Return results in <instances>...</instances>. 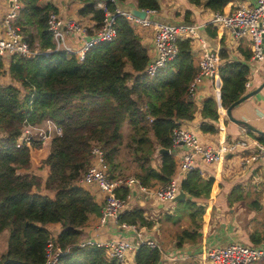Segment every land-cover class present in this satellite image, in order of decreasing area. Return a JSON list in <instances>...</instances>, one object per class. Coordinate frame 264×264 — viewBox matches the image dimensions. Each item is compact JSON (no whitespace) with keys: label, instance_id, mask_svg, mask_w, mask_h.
<instances>
[{"label":"trees","instance_id":"obj_1","mask_svg":"<svg viewBox=\"0 0 264 264\" xmlns=\"http://www.w3.org/2000/svg\"><path fill=\"white\" fill-rule=\"evenodd\" d=\"M21 1L17 25L31 47L47 51L53 47L48 13L56 7L42 4L43 0ZM76 1L84 5L80 15L91 16L98 28L106 12L117 7L111 0H106L105 8L99 6L101 0ZM188 1L223 13L235 9L232 0ZM137 2L142 9L161 8L160 0ZM116 31L114 40L89 49L83 61L64 50L10 60L9 75L22 88L0 84V236L8 234V248L0 264H45L50 224L61 225L57 242L64 253L59 264H119L109 258L104 247L79 245L83 227L100 215L102 208L81 183L95 143L105 150L112 177L131 173L144 186L154 187L168 183L175 174L172 130L182 121L194 120L196 114L195 99L189 94L197 73L192 40H179L177 57L155 77H149L145 69L152 57L134 25L118 16ZM217 53L221 64L211 78L217 96L205 99L201 111V131L212 134L217 131L215 123L226 122L224 111L246 95L251 71L248 63L222 64L228 58L225 48ZM4 67L0 59V74ZM47 119L62 127V136L16 145L25 124H41ZM161 148L171 153L160 154ZM123 149L128 150L134 167L120 160ZM156 156L160 157L157 167L153 165ZM200 180V170H193L181 188L199 197L206 190L200 187ZM117 194L126 199L129 189L120 187ZM191 207L194 228L177 236L180 245L200 235V207ZM118 220L139 228L153 225L142 208L127 207ZM252 241L260 243L254 235ZM160 259L158 248L142 244L135 264H159Z\"/></svg>","mask_w":264,"mask_h":264},{"label":"crops","instance_id":"obj_2","mask_svg":"<svg viewBox=\"0 0 264 264\" xmlns=\"http://www.w3.org/2000/svg\"><path fill=\"white\" fill-rule=\"evenodd\" d=\"M57 3L63 10V16L71 19L89 28V34H70L69 39L75 46L83 45L82 42L89 40L99 30L97 23L91 16H82L79 11L84 7L76 0H52ZM104 5L106 0H102ZM108 1V0H107ZM49 0H43L42 4H49ZM117 7L121 10L130 11L132 8H140L137 0H130L127 4L115 0ZM133 2V3H132ZM100 3V2H99ZM255 0H232L231 6L239 7L241 5L254 4ZM11 0H0V23L3 16L9 11ZM160 10L148 13V19L152 22L165 24H193L197 26V36L192 40V54L196 71L198 62L206 51L218 52L225 48L228 52V58L222 60L226 62L248 63L251 71L246 82L247 93L260 88L264 83V61L255 60L253 57L252 39L250 36L235 37L233 33L223 25L212 22L213 15L216 11L191 4L188 0H160ZM59 8V7H58ZM59 11V10H58ZM188 12H190L188 14ZM136 31L140 34L144 44L147 45L149 56H156L157 49L155 46V30L152 26L144 27L135 26ZM252 57H248L251 55ZM151 58V59H152ZM4 73L0 74V84L15 85L22 88L20 83L12 80L8 69L10 60H6ZM132 71L131 66L128 67ZM211 96H217V92L212 86L211 79H205L199 86L194 97L196 104V114L194 120H185L181 122L183 127L196 133L203 144L216 145L221 142L243 140L249 145L240 148L235 154L228 155L221 162L208 164L203 161L199 162L198 169L201 172L202 179L210 181L213 179V188H216L215 195L210 198L204 197V193L199 197L191 196L186 193V200L191 199L198 203L200 207L201 218L199 237L195 241H187L179 244L176 227L168 229L162 224L163 215L169 211L164 207L166 203H160L154 196L137 192V195L129 201V208H142L146 211L149 220L153 222L151 227L139 228L144 233L146 240L156 241L161 248V259L159 264H210L206 256V251L210 247L225 246L230 243H242L246 245H255L264 247V197L261 194L252 195L258 199L253 205V210L248 211L249 206L245 200L249 198L247 192L258 190V187H252L254 175L260 173L259 168L264 166L261 162H256L243 171L239 161L258 150V144L264 145V86L254 96L237 105L232 110V116L239 121L235 123L227 115V109L224 111V123H215L217 131L215 133H204L201 131V123L204 120L202 108L205 99ZM244 124V125H243ZM247 125V126H245ZM129 130V129H128ZM181 148H183L181 150ZM176 149V151H174ZM184 150V151H183ZM188 151L186 146L173 148V155L177 162L175 175L179 167V160L182 155ZM231 157V158H230ZM160 157L156 156L153 165L157 167ZM237 166H233L234 164ZM251 181V182H250ZM182 183V182H181ZM252 183V186H251ZM162 185L158 184L151 188H157ZM99 205L102 206L101 194L98 188H88ZM183 190V189H182ZM184 200V201H186ZM174 202V201H172ZM167 207H169L167 205ZM100 215L94 216L84 227L83 236L85 238L96 239L97 241H108L111 239H126L134 241L135 232L129 228H122L119 223L113 219H108L105 225L100 224ZM199 223V222H198ZM194 226V225H193ZM192 226V228H194ZM51 232H58L61 229L60 224H50L48 227ZM169 230V233H167ZM252 235L259 240V244L252 241ZM82 239V240H83ZM4 250L2 251L3 254ZM135 255L131 254L127 264H135ZM2 256V255H1ZM207 257V256H206ZM1 258V257H0Z\"/></svg>","mask_w":264,"mask_h":264},{"label":"built area","instance_id":"obj_3","mask_svg":"<svg viewBox=\"0 0 264 264\" xmlns=\"http://www.w3.org/2000/svg\"><path fill=\"white\" fill-rule=\"evenodd\" d=\"M56 8L48 13V29L52 34L53 47L47 51H40L25 40L21 28L17 25V19L22 9L21 0H11L9 11L3 16L0 23V59L11 60L12 57L31 58L38 54L50 55L58 51H66L75 55L80 61L85 59L86 52L96 45L112 41L117 36L116 18L126 17L133 25L152 26L155 30V46L157 54L147 64L145 73L149 77H155L160 70L173 61L178 53V42L182 39H192L197 36V26L193 24H165L152 22L148 19H141L130 11L121 10L116 7L114 12L107 11L99 31L85 40L83 45L75 46L69 39L70 34H89V28L71 19H66L59 11L57 3L49 0ZM105 1V0H104ZM110 1V0H109ZM114 1L115 0H111ZM116 3V2H115ZM105 8L103 1L99 3ZM117 6V4H116ZM154 12L155 10H147ZM214 24L223 25L229 29L235 37L250 36L252 39L253 57L255 60L264 61V0H255L254 4L241 5L230 12L216 11L213 15ZM221 64V58L215 51H206L198 62V70L195 79L189 87V94L195 97L198 86L205 80L211 79ZM63 135V129L52 119H47L41 124H25L22 134L19 136L16 145L29 144L31 141H44ZM171 138L173 147L186 146L185 152L179 160V167L175 177L160 187L151 188L144 186L135 176L112 177L110 165L107 161L105 150L95 143L90 152V165L84 173L81 183L88 188H98L101 194L102 208L100 224L105 225L108 219L119 223V217L128 207L133 197V190L154 196L160 203L174 201L181 191V177L189 172L198 169L200 161L208 164L221 162L228 155L235 154L240 148L247 147L248 142L233 140L221 142L216 145L203 144L195 132L182 125L172 130ZM256 162L264 164V145L258 144V150L243 157L240 161L241 167L248 168ZM120 187H127L129 194L123 199L117 194ZM124 229L131 228L135 232L134 241L126 239H111L108 241H97L92 238L83 239L79 245H97L104 247L110 259H115L119 264L129 262V254H136L142 244L161 250L159 244L154 240H146L144 233L137 225L119 224ZM51 231V230H50ZM58 233L51 232L46 247L45 264H59V259L64 250L57 242ZM208 260L214 264H264V247L246 245L242 243H230L225 246L210 247L206 251Z\"/></svg>","mask_w":264,"mask_h":264},{"label":"rangeland","instance_id":"obj_4","mask_svg":"<svg viewBox=\"0 0 264 264\" xmlns=\"http://www.w3.org/2000/svg\"><path fill=\"white\" fill-rule=\"evenodd\" d=\"M246 1V0H245ZM121 2H125V4H127L128 2H130V0H126V1H121ZM133 3V2H132ZM58 10L59 12H61L63 14V10L60 6H58ZM237 8V7H236ZM126 10H128L129 8H125ZM229 30V29H228ZM196 38V37H195ZM195 38H192V40H194ZM23 95H25V93L23 92ZM187 128V127H185ZM189 128V127H188ZM183 148H181L182 150ZM128 150L123 149L120 155V160H123V164L125 166H130V167H134L135 164L132 162V158L131 156L127 153ZM176 151V149L174 150ZM184 151V150H183ZM231 158V157H230ZM241 161V160H240ZM240 161H239V165H240ZM233 166H237V164L235 163ZM241 166V165H240ZM243 171L246 170V168L244 169L242 167ZM260 173L258 175H254L253 176V186L251 183L252 187H258V190L255 191L254 189H252L253 191L251 192H247L249 194V198L247 200H245V203L249 206L248 211L251 212L253 210V205L256 203V201H258L259 198L254 199V197L252 195L256 194H261L264 197V166L259 168ZM129 176H133V174H127ZM124 177V176H123ZM126 177V176H125ZM186 175L184 177H181V182L183 181V179H185ZM251 182V181H250ZM199 185L200 187H203L204 189H206L204 191V197L209 196L210 198H212L215 193H216V188H213V182L209 184L208 180L206 179H202L199 181ZM259 196V195H258ZM166 206L164 207L166 210L169 211L168 214H164L163 217V221L162 224L164 226H166L168 229H170L171 227H176L177 226V231H175L173 233V235H179L182 231L186 230V229H191L193 226V215L194 214V209H192L191 206H193V208H198L199 205L197 202L188 199L186 201H176V202H168L165 204ZM167 205L169 207H167ZM201 218L197 217V222H199L200 224ZM200 227V225H199ZM198 227V228H199ZM167 233H169V230H167ZM7 232L3 235L0 236V257H2V251L4 250L3 253H5L7 251ZM131 254H129V258ZM203 259H207L206 256L203 257ZM208 262L210 264H214L211 260H208Z\"/></svg>","mask_w":264,"mask_h":264},{"label":"water","instance_id":"obj_5","mask_svg":"<svg viewBox=\"0 0 264 264\" xmlns=\"http://www.w3.org/2000/svg\"><path fill=\"white\" fill-rule=\"evenodd\" d=\"M239 1H242V0H239ZM130 12H131L133 15H135V16L141 18V19H146V18L148 17V11H147L146 9H142V8H132V9H130ZM263 46H264V45H263ZM263 53H264V50H263ZM263 86H264V83H263V85H262L260 88H258V89H256V90H253V91H251V92H249V93H246V95H244L241 99H239V100L236 101L232 106H230L229 108H227V115L230 117V119H231L232 121H234L235 123H238V122H239V121H237L236 119L233 118V116H232V110H233L237 105H239L240 103H242V102H244L245 100H247L248 98H250V97L256 95V94L261 90V88H262ZM159 153H160V154H161V153H171V150L161 148V149H159ZM133 193H134V195H137V190L134 189V190H133ZM184 200H186V192H185L184 190L181 189V191H180V193L178 194V196L174 199V202H176V201H184Z\"/></svg>","mask_w":264,"mask_h":264}]
</instances>
